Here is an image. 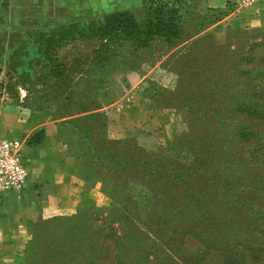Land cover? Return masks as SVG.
<instances>
[{
  "label": "rangeland",
  "instance_id": "obj_1",
  "mask_svg": "<svg viewBox=\"0 0 264 264\" xmlns=\"http://www.w3.org/2000/svg\"><path fill=\"white\" fill-rule=\"evenodd\" d=\"M122 1L139 20L172 18L177 36L108 30L99 19L29 40L20 73L0 68L3 139L31 145L13 123L21 109L28 123L68 128L85 170L109 186L104 205L72 196L3 264H115L119 245L135 239L155 248L152 264H170L164 248L199 235L207 216L198 206L218 204L186 168L197 160L212 172L217 159L238 158L233 127L264 125V3L241 10L220 0L204 10L199 0Z\"/></svg>",
  "mask_w": 264,
  "mask_h": 264
},
{
  "label": "crops",
  "instance_id": "obj_2",
  "mask_svg": "<svg viewBox=\"0 0 264 264\" xmlns=\"http://www.w3.org/2000/svg\"><path fill=\"white\" fill-rule=\"evenodd\" d=\"M217 1L199 0L200 9ZM126 7L122 0H0V68L10 66L20 73L29 40L73 25H97L99 19L111 23ZM21 110L14 126L20 125L31 137L42 133V140L27 147L32 172L28 170L23 191L0 199V264L16 254L41 220L66 209L75 194L86 193L103 205L109 196L107 182L93 178L83 167L82 153L70 129L41 120L28 123V111ZM1 116L0 140L7 132ZM25 162L27 165L26 156Z\"/></svg>",
  "mask_w": 264,
  "mask_h": 264
},
{
  "label": "trees",
  "instance_id": "obj_3",
  "mask_svg": "<svg viewBox=\"0 0 264 264\" xmlns=\"http://www.w3.org/2000/svg\"><path fill=\"white\" fill-rule=\"evenodd\" d=\"M140 19L134 11L123 12L106 25H109L108 30H118L122 26L132 31L139 29L145 36H177L172 18L167 24L160 19ZM253 128L256 130L252 131ZM233 129L236 141L241 144L236 153L238 158L227 162L217 159L212 172H206L209 166L206 162L200 164L197 160L186 168L191 181L195 182L194 188L216 195L218 204L202 202L198 206V213L207 216L205 230H200L199 235L164 248L166 251L162 255L170 264H264V144L261 143L264 125L243 121ZM41 140L42 133H36L29 143L38 144ZM247 164L259 167V173H249L245 168ZM180 169L184 171L185 168ZM152 176L154 183L160 177L157 173L148 175L146 181ZM158 242L163 247L166 245L162 239ZM119 249L115 264H152L157 259L155 248L137 239L124 241Z\"/></svg>",
  "mask_w": 264,
  "mask_h": 264
},
{
  "label": "built area",
  "instance_id": "obj_4",
  "mask_svg": "<svg viewBox=\"0 0 264 264\" xmlns=\"http://www.w3.org/2000/svg\"><path fill=\"white\" fill-rule=\"evenodd\" d=\"M233 3L237 9L245 10L263 4L264 0H233ZM27 145L21 138L0 140V199L23 191L28 178L24 160Z\"/></svg>",
  "mask_w": 264,
  "mask_h": 264
}]
</instances>
